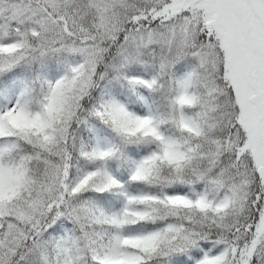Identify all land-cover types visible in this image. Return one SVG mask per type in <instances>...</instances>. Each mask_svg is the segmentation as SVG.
Segmentation results:
<instances>
[{
    "label": "snow or ice",
    "instance_id": "snow-or-ice-1",
    "mask_svg": "<svg viewBox=\"0 0 264 264\" xmlns=\"http://www.w3.org/2000/svg\"><path fill=\"white\" fill-rule=\"evenodd\" d=\"M0 264H264V0H0Z\"/></svg>",
    "mask_w": 264,
    "mask_h": 264
}]
</instances>
